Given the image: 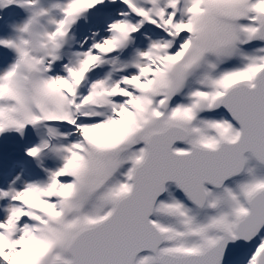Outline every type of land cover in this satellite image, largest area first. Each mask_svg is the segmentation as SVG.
Wrapping results in <instances>:
<instances>
[{
  "label": "snow or ice",
  "instance_id": "snow-or-ice-1",
  "mask_svg": "<svg viewBox=\"0 0 264 264\" xmlns=\"http://www.w3.org/2000/svg\"><path fill=\"white\" fill-rule=\"evenodd\" d=\"M0 264H264V0H0Z\"/></svg>",
  "mask_w": 264,
  "mask_h": 264
}]
</instances>
